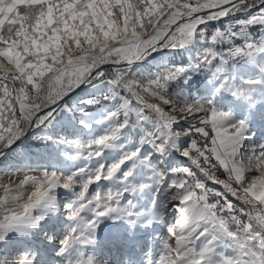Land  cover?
<instances>
[{"label": "snow or ice", "instance_id": "obj_1", "mask_svg": "<svg viewBox=\"0 0 264 264\" xmlns=\"http://www.w3.org/2000/svg\"><path fill=\"white\" fill-rule=\"evenodd\" d=\"M253 29L264 0H0V160L45 150L0 169V264H264Z\"/></svg>", "mask_w": 264, "mask_h": 264}, {"label": "rangeland", "instance_id": "obj_2", "mask_svg": "<svg viewBox=\"0 0 264 264\" xmlns=\"http://www.w3.org/2000/svg\"><path fill=\"white\" fill-rule=\"evenodd\" d=\"M223 23H225V22H224V21H221L220 23L209 25V28H208L209 32H211V31L213 30V28L221 27V25H222ZM253 31H254V32H255V31H264V29H253ZM159 59H162V57H161V56H156V57H154L153 59H151L148 63H149L150 65L156 64L155 61H156V60H159ZM168 59H169L168 56H163V60L166 61V60H168ZM178 60H179V57H176V61H178ZM174 62H175V61H174ZM83 93H84V90L81 91L80 93H78L76 96H74V97L70 98L69 100H67V102L75 101L76 98L79 97V96H81V95H83ZM254 131H255V133H256V137H255L256 142H258V143H259V142H264V129L260 128L259 126H256V127L254 128ZM36 132H41V131L37 130ZM32 133H33V132H32ZM23 141H24V140H23ZM20 144H21V143H20ZM20 144H19V145H20ZM36 148H37V149H36ZM35 149H36V150H35ZM44 151H45V150H44V148H43V146H42V142H41V144H40L39 147H35V148H33L31 151L26 152V153L24 154V156L22 157V159H23V160H22V163H24V164H28L29 162H31L32 165L35 166V165L39 162V160H40V155L43 154ZM101 162H104V161L102 160ZM173 163L176 164V165H181V164H187L188 162H187L186 160H183V159L177 157V158L174 159ZM16 164H17V163H16ZM2 167H3V168H2ZM2 167H1L2 169L7 168V166H2ZM220 175H221V178H225V177L223 176L222 173H221ZM21 178H22V176H21ZM11 179H12V180H15V177H11ZM7 182H9V176H8V175L0 176V184L7 183ZM144 243L152 244L153 242H152V240H150V239L147 240V241L142 240V241H141V244H144ZM145 250H146V249H145ZM135 252H136V257H137V258L142 257L143 254H144L143 251L141 250L140 245H138V246L136 247Z\"/></svg>", "mask_w": 264, "mask_h": 264}, {"label": "bare ground", "instance_id": "obj_3", "mask_svg": "<svg viewBox=\"0 0 264 264\" xmlns=\"http://www.w3.org/2000/svg\"><path fill=\"white\" fill-rule=\"evenodd\" d=\"M161 59L156 60L155 63H160ZM83 91V89L78 90L74 95L67 98L69 100L70 98L76 96L78 93ZM42 135V132H30L29 135L22 140L19 144H17L13 149H11L8 152V155L3 160H0V169H2V166L10 167L11 165H15L18 162H22V157L26 152L31 151L35 147H39L41 144V141L36 140L34 137ZM37 149V148H36ZM35 149V150H36ZM179 158V157H178ZM2 167V168H1ZM107 255V254H106Z\"/></svg>", "mask_w": 264, "mask_h": 264}, {"label": "water", "instance_id": "obj_4", "mask_svg": "<svg viewBox=\"0 0 264 264\" xmlns=\"http://www.w3.org/2000/svg\"><path fill=\"white\" fill-rule=\"evenodd\" d=\"M69 98V97H68Z\"/></svg>", "mask_w": 264, "mask_h": 264}]
</instances>
